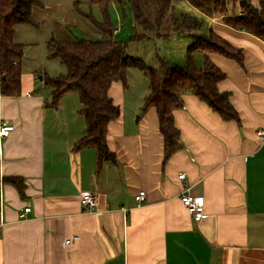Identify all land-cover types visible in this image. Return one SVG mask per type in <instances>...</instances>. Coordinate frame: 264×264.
I'll return each mask as SVG.
<instances>
[{
  "label": "crops",
  "instance_id": "crops-1",
  "mask_svg": "<svg viewBox=\"0 0 264 264\" xmlns=\"http://www.w3.org/2000/svg\"><path fill=\"white\" fill-rule=\"evenodd\" d=\"M39 24L36 30L45 25ZM17 32L18 26L15 41L23 44ZM211 32L244 56L239 65L208 55L226 75L219 90L230 94L241 123L224 121L195 96H183V108L174 112L181 148L166 163L156 111L142 112L146 77L137 95L130 83L110 89L121 108L108 133L117 163L105 162L100 170L95 148L74 149L86 135L76 93L54 106L43 76L29 73L21 96L0 92V125L13 128L3 142L1 181L19 177L25 183L22 197L1 182L0 264H264V42L205 17L201 34ZM71 34L57 28L48 41ZM183 40L179 61L194 36ZM182 173L185 180L178 178ZM141 191L146 200L138 205ZM84 192L99 197L91 211L80 204ZM184 192L204 197L205 219L189 214L180 200Z\"/></svg>",
  "mask_w": 264,
  "mask_h": 264
},
{
  "label": "trees",
  "instance_id": "trees-1",
  "mask_svg": "<svg viewBox=\"0 0 264 264\" xmlns=\"http://www.w3.org/2000/svg\"><path fill=\"white\" fill-rule=\"evenodd\" d=\"M113 1L89 0L90 6H97L102 20L94 18L91 12L77 8L80 17L100 34L97 40H64L51 38L47 43L48 58L58 60L67 70L65 75L50 77L43 75V81L51 90V104L57 106L61 98L76 93L81 103L80 115L86 123V135L74 145L76 151L93 147L97 150V169L105 162L117 163L116 155L108 145L109 125L120 118L121 108L114 104L110 89L115 82H121L127 89L131 68L140 69L149 83L142 112L153 108L156 111L159 131L164 140V163L180 148V131L175 125L174 112L183 108V96L190 94L205 103L224 121L241 123L240 115L230 100V94L221 92L219 84L226 79L225 73L208 57L218 54L244 64V56L211 32L208 36L199 33L204 18L220 20L223 24L247 32L264 42V0H182L200 12L199 15L175 13L174 3L179 0H125L131 6L135 20L134 39L147 40L149 34L168 39L172 36H194L188 47L184 65L160 59L159 66L152 68L143 61L126 56V45L114 39V28L109 15ZM146 4L153 8L147 15ZM39 0H0V92L5 97L22 95V63L25 45L15 41L17 26L29 24L38 27L32 13L42 7ZM123 14L124 11H123ZM168 20V23H167ZM171 29L167 30V24ZM140 28L143 33H138ZM204 56L201 67L196 55ZM14 186L25 196V183L19 177L2 179Z\"/></svg>",
  "mask_w": 264,
  "mask_h": 264
},
{
  "label": "rangeland",
  "instance_id": "rangeland-1",
  "mask_svg": "<svg viewBox=\"0 0 264 264\" xmlns=\"http://www.w3.org/2000/svg\"><path fill=\"white\" fill-rule=\"evenodd\" d=\"M45 9H34L32 16L35 21L43 22L40 30L38 27L21 24L18 26L17 41L25 45V54L23 59V74H35L37 78L42 77L41 72L46 71L50 77H59L65 75L67 70L58 60L48 58L46 41L51 37L55 29L71 30L72 34L67 40H97L100 39L99 32L88 22H84L77 15L79 8L84 12H91L95 19L101 21L102 16L97 6H90L89 0H39ZM76 1L80 2L79 7H75ZM122 0V4L118 1H113L109 7V15L112 26L119 29V33L114 35V39L126 45V56L132 59L143 61L147 66L157 68L160 59L174 62L178 65H184L185 59L179 61V53L184 46L187 36H182L181 40L174 42L170 38H157L154 34H149L147 40L134 39V16L131 6ZM175 13L178 15L182 12L189 13L190 6L182 0L174 3ZM123 11L125 14H123ZM147 15L151 16L153 8L146 4ZM168 23V20H167ZM167 30L171 29V24H167ZM203 29V27H202ZM202 29L199 33H202ZM138 33H143L140 28H137ZM192 43H190L191 45ZM186 47V50L190 46ZM197 65L203 64V54L196 55ZM147 83L145 75L138 68H131L128 76V84L132 86V92L137 95L136 91L141 88L142 83Z\"/></svg>",
  "mask_w": 264,
  "mask_h": 264
},
{
  "label": "built area",
  "instance_id": "built-area-1",
  "mask_svg": "<svg viewBox=\"0 0 264 264\" xmlns=\"http://www.w3.org/2000/svg\"><path fill=\"white\" fill-rule=\"evenodd\" d=\"M117 31L115 32V34ZM13 128L6 123L0 125V164L3 158V142L10 135ZM179 180H185L186 175L180 174L178 176ZM0 194H1V183H0ZM146 200L145 192L141 191L138 196H136V201L138 205H142ZM181 203L188 210L189 214L196 220L201 221L207 217L205 213V199L204 197H196L189 193H182L180 196ZM1 202V201H0ZM99 197L96 193L93 192H84L80 195V204L84 211H91L98 205ZM30 212V208L25 209V213ZM0 218L1 210H0ZM3 220H0L2 224ZM77 240V237H73L66 241L67 245H72Z\"/></svg>",
  "mask_w": 264,
  "mask_h": 264
},
{
  "label": "water",
  "instance_id": "water-1",
  "mask_svg": "<svg viewBox=\"0 0 264 264\" xmlns=\"http://www.w3.org/2000/svg\"><path fill=\"white\" fill-rule=\"evenodd\" d=\"M41 79V78H40Z\"/></svg>",
  "mask_w": 264,
  "mask_h": 264
}]
</instances>
